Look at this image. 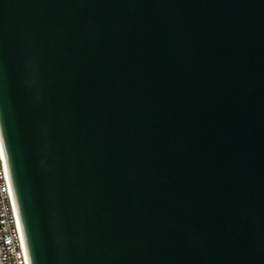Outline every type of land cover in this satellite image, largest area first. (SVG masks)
I'll return each mask as SVG.
<instances>
[{"label": "water", "instance_id": "water-1", "mask_svg": "<svg viewBox=\"0 0 264 264\" xmlns=\"http://www.w3.org/2000/svg\"><path fill=\"white\" fill-rule=\"evenodd\" d=\"M0 133L31 264H264V0H0Z\"/></svg>", "mask_w": 264, "mask_h": 264}, {"label": "built area", "instance_id": "built-area-1", "mask_svg": "<svg viewBox=\"0 0 264 264\" xmlns=\"http://www.w3.org/2000/svg\"><path fill=\"white\" fill-rule=\"evenodd\" d=\"M0 264H31L0 133Z\"/></svg>", "mask_w": 264, "mask_h": 264}]
</instances>
